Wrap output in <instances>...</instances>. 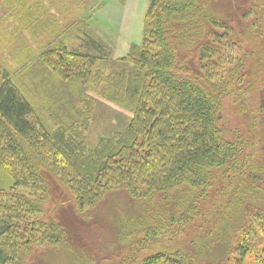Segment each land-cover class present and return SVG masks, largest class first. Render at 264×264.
Returning <instances> with one entry per match:
<instances>
[{"label":"trees","instance_id":"16d2710c","mask_svg":"<svg viewBox=\"0 0 264 264\" xmlns=\"http://www.w3.org/2000/svg\"><path fill=\"white\" fill-rule=\"evenodd\" d=\"M86 46L41 59L64 80L105 84L131 120L89 147L75 125L40 123L2 76L0 167L39 201L11 199L31 215L49 202L51 217L41 241L0 242V264H96L83 238L95 228L112 240L98 264H264V0H150L131 67L109 76L107 48ZM226 99L247 113L248 137L228 128ZM12 225L0 220V239Z\"/></svg>","mask_w":264,"mask_h":264},{"label":"rangeland","instance_id":"374dc122","mask_svg":"<svg viewBox=\"0 0 264 264\" xmlns=\"http://www.w3.org/2000/svg\"><path fill=\"white\" fill-rule=\"evenodd\" d=\"M149 1L0 0V82L8 73L35 107L40 123L53 130L75 125L86 145L96 146L102 138H110L129 125L131 109L110 100L105 94V84H85L60 78L41 56L59 44L70 50L86 51V40L92 38L109 51L108 58L102 63L106 76L130 68L129 62H123L122 58L134 45L142 43ZM256 103L251 99L249 110L256 111ZM223 110L228 128L248 137L247 113H242L230 99L225 100ZM220 187L217 184L216 188ZM0 189L8 192V197L0 198V220L13 224L12 234L1 238L0 242L12 244L15 241L24 246L26 240L33 237L41 241L45 232L41 223L51 217L50 203H46L43 214L31 215L26 208L20 207L11 196L36 202L39 201L35 197L37 190L16 186L13 173L2 167ZM53 213L55 217V211ZM67 216L70 220L73 218L69 213ZM261 232L260 238L264 242V231ZM83 238L92 250L88 253L100 263L102 259L99 258L112 244L110 234L95 228L84 232ZM262 253L258 250L256 254L264 260ZM35 262L33 260L32 264ZM246 264L260 263L252 257Z\"/></svg>","mask_w":264,"mask_h":264}]
</instances>
